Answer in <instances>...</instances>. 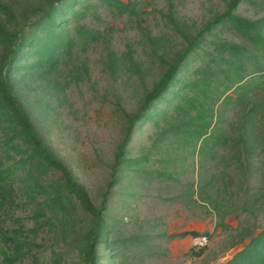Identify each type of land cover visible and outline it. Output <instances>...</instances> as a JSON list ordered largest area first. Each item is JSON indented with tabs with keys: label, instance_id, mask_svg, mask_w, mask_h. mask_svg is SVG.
Masks as SVG:
<instances>
[{
	"label": "rangeland",
	"instance_id": "rangeland-1",
	"mask_svg": "<svg viewBox=\"0 0 264 264\" xmlns=\"http://www.w3.org/2000/svg\"><path fill=\"white\" fill-rule=\"evenodd\" d=\"M123 1L137 15L119 13L103 0H90L96 15L80 7L84 17L68 16L64 27L75 41L58 49L56 63L22 69L15 76L20 99L40 135L71 166L95 204L110 180L124 135L123 111L134 112L143 99L141 82L152 87L188 40L222 13L227 2ZM236 13L249 19L261 17L264 1L243 2ZM77 26L96 38L78 35ZM205 36L183 69V82L196 78V70L209 56L205 52H213L212 41L247 43L229 26L218 25ZM177 103L176 99L160 103L154 117L137 125L129 156L147 154L148 161L124 169L113 190L107 211L110 233L100 247V264H216L264 228V144L246 167L237 159L232 142L193 146L182 143L181 136L177 143L165 141L155 148L157 134L181 113ZM240 109L233 100L225 110L223 126L230 134ZM26 200L22 196L21 205L6 215L11 227L18 226L15 218L27 228L33 225L34 205ZM82 221L88 218L79 208L78 225L68 234L59 224L30 234L17 264H87L73 235ZM183 231L199 235H179ZM203 235L208 243L195 247V237Z\"/></svg>",
	"mask_w": 264,
	"mask_h": 264
},
{
	"label": "trees",
	"instance_id": "trees-1",
	"mask_svg": "<svg viewBox=\"0 0 264 264\" xmlns=\"http://www.w3.org/2000/svg\"><path fill=\"white\" fill-rule=\"evenodd\" d=\"M89 1L0 0V264H17L30 243V234L37 235L55 224L63 232H71L78 225L79 208L88 222L82 221L73 235L81 245L85 262L100 264V247L110 233L107 211L113 190L124 169L148 161L147 154L130 157L128 147L138 123L154 117L162 102L178 100L176 109L181 113L157 134L155 148L165 141L177 143L181 136L182 143L193 146L199 142H232L237 159L246 167L264 144V15L249 19L236 13L243 2L264 0H227L225 10L188 40L152 87L141 82L143 99L138 108L131 113L122 110L126 119L124 135L117 145L110 180L100 203L95 204L71 166L40 135L15 81L19 70L54 65L58 49L73 45L75 40L64 26L69 15L84 17L80 7L95 14ZM103 2L119 13L137 15V10L123 0ZM218 25L235 29L247 43L212 41L213 52H205L209 56L196 70V78L183 82V69L202 47L205 33ZM76 28L78 35L96 38L83 27ZM180 83L182 86L176 89ZM233 100L241 104V109L230 134L223 121ZM22 196L34 205L30 214L33 225L27 228L21 218H15L18 226L11 227L6 215L19 207ZM188 234L199 235L191 231L179 235ZM216 264H264V228L250 236L232 256Z\"/></svg>",
	"mask_w": 264,
	"mask_h": 264
},
{
	"label": "built area",
	"instance_id": "built-area-1",
	"mask_svg": "<svg viewBox=\"0 0 264 264\" xmlns=\"http://www.w3.org/2000/svg\"><path fill=\"white\" fill-rule=\"evenodd\" d=\"M195 247L201 248L208 243V237L206 235L196 236L194 239Z\"/></svg>",
	"mask_w": 264,
	"mask_h": 264
}]
</instances>
